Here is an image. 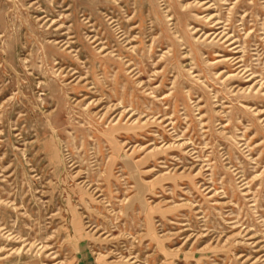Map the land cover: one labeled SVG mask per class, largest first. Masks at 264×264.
<instances>
[{
	"label": "rangeland",
	"instance_id": "374dc122",
	"mask_svg": "<svg viewBox=\"0 0 264 264\" xmlns=\"http://www.w3.org/2000/svg\"><path fill=\"white\" fill-rule=\"evenodd\" d=\"M0 264H264V0H0Z\"/></svg>",
	"mask_w": 264,
	"mask_h": 264
},
{
	"label": "bare ground",
	"instance_id": "6f19581e",
	"mask_svg": "<svg viewBox=\"0 0 264 264\" xmlns=\"http://www.w3.org/2000/svg\"><path fill=\"white\" fill-rule=\"evenodd\" d=\"M208 18V17H207ZM252 76V75H251Z\"/></svg>",
	"mask_w": 264,
	"mask_h": 264
}]
</instances>
